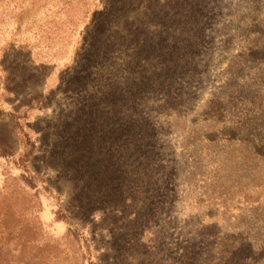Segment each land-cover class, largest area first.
I'll return each instance as SVG.
<instances>
[{
	"label": "rangeland",
	"instance_id": "374dc122",
	"mask_svg": "<svg viewBox=\"0 0 264 264\" xmlns=\"http://www.w3.org/2000/svg\"><path fill=\"white\" fill-rule=\"evenodd\" d=\"M0 264H264V0H0Z\"/></svg>",
	"mask_w": 264,
	"mask_h": 264
},
{
	"label": "trees",
	"instance_id": "16d2710c",
	"mask_svg": "<svg viewBox=\"0 0 264 264\" xmlns=\"http://www.w3.org/2000/svg\"><path fill=\"white\" fill-rule=\"evenodd\" d=\"M4 152H6V147L4 145H1L0 154H3Z\"/></svg>",
	"mask_w": 264,
	"mask_h": 264
}]
</instances>
